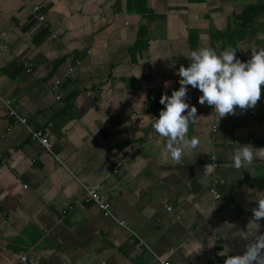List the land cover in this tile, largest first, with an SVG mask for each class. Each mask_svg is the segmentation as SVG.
Masks as SVG:
<instances>
[{
    "label": "crops",
    "instance_id": "crops-1",
    "mask_svg": "<svg viewBox=\"0 0 264 264\" xmlns=\"http://www.w3.org/2000/svg\"><path fill=\"white\" fill-rule=\"evenodd\" d=\"M254 5L264 0H0V96L58 159L31 144L0 102V264L22 255L35 264H210L241 254L264 160L250 171L226 165L238 145L264 147V86L254 108L222 119L189 86L198 118L187 135L199 144L180 160L164 155L150 117L180 87L176 72L191 51L220 52L232 32L236 55L264 48V13L240 18ZM79 183L100 184L111 217L83 201ZM233 225L246 235L231 238Z\"/></svg>",
    "mask_w": 264,
    "mask_h": 264
},
{
    "label": "clouds",
    "instance_id": "clouds-1",
    "mask_svg": "<svg viewBox=\"0 0 264 264\" xmlns=\"http://www.w3.org/2000/svg\"><path fill=\"white\" fill-rule=\"evenodd\" d=\"M236 53L231 46L220 52L212 47H201L190 52L187 67H179L176 75L180 77V87L170 96L161 95L159 103L163 108L158 118L149 116L153 121L152 129L165 140V156L180 160L186 150L191 151L199 144L197 137L189 139L187 135L190 122L198 118L197 109L186 102L189 86L202 93L198 103L211 106L219 119L235 115L237 108L245 110L257 105L264 86V48L251 49L250 59L243 62ZM169 83L165 82V87ZM257 158L264 160V147L238 145L228 157L230 163L226 166L250 171ZM256 196V207L251 209L252 216L247 224L255 230L252 239L245 243L241 254L227 256L223 264H264V232H260V221L264 219V191H257ZM230 230L233 239L246 235L245 230L235 225Z\"/></svg>",
    "mask_w": 264,
    "mask_h": 264
},
{
    "label": "built area",
    "instance_id": "built-area-1",
    "mask_svg": "<svg viewBox=\"0 0 264 264\" xmlns=\"http://www.w3.org/2000/svg\"><path fill=\"white\" fill-rule=\"evenodd\" d=\"M32 19L36 22L43 23L44 22V15L40 13L38 7H34L31 12ZM56 36H52V39H55ZM237 58L240 59L242 62L248 60L245 58L243 55L238 53ZM18 65L21 66V68L25 71V73L32 75L33 74V68L31 67L30 64H28L24 60H18L17 61ZM79 63V62H77ZM58 89V85L53 87V90L56 91ZM60 97L56 96V99L58 100ZM0 102L2 106L4 107L6 111V115L12 119V122L14 125H21L25 127V129L28 132V140L31 144L36 145L41 147L47 154L51 155L55 160H58L56 155L54 154L53 147L47 136L42 130H37L32 128L31 126L28 125L27 119L20 115L18 113L17 106L13 103V101L7 97H2L0 96ZM163 106L160 107L159 111L162 110ZM245 115L247 117H254L257 115V111L255 109L248 110ZM80 189L84 192L83 195V201L86 203H93L100 211L103 213L104 217H111V212H110V203L109 200L106 196L101 195L99 190H100V184H95L93 186H89L83 183H79ZM25 188V186H24ZM214 198L217 199L219 198V195L212 190L211 191ZM166 210L168 212H172V209L170 207H166ZM120 226L125 227L124 221H116ZM137 238V246L138 247H145L146 249L148 248L147 245L144 243L143 240H141L136 234ZM19 264H35L33 261H31L27 256L22 255L19 258ZM161 264H169L167 262H162ZM210 264H223V261L221 260H215L214 258L211 259Z\"/></svg>",
    "mask_w": 264,
    "mask_h": 264
},
{
    "label": "trees",
    "instance_id": "trees-1",
    "mask_svg": "<svg viewBox=\"0 0 264 264\" xmlns=\"http://www.w3.org/2000/svg\"><path fill=\"white\" fill-rule=\"evenodd\" d=\"M264 13V5H254L247 7L240 15L241 19H247L250 20L254 17H257ZM235 33L232 32L230 34L225 35L226 39L228 40L227 47L231 46L234 47L238 38L236 36H233Z\"/></svg>",
    "mask_w": 264,
    "mask_h": 264
}]
</instances>
